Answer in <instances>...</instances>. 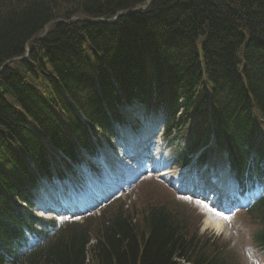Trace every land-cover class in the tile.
<instances>
[{
  "label": "trees",
  "instance_id": "1",
  "mask_svg": "<svg viewBox=\"0 0 264 264\" xmlns=\"http://www.w3.org/2000/svg\"><path fill=\"white\" fill-rule=\"evenodd\" d=\"M131 102L162 111L171 164L210 142L200 164L226 151L236 178L252 179L249 154L264 161V0H0V264H240L153 179L143 201L118 196L81 220L33 214L38 179L110 145ZM246 215L264 252V196Z\"/></svg>",
  "mask_w": 264,
  "mask_h": 264
},
{
  "label": "rangeland",
  "instance_id": "2",
  "mask_svg": "<svg viewBox=\"0 0 264 264\" xmlns=\"http://www.w3.org/2000/svg\"><path fill=\"white\" fill-rule=\"evenodd\" d=\"M83 92V91H82ZM81 92V94H82ZM131 110V109H130ZM134 113V114H133ZM132 113V117H136L135 112ZM255 119L257 120V115L255 114ZM140 121V118H139ZM141 122V121H140ZM150 122V118H146L144 121H142V126L144 125V123H149ZM132 129V128H131ZM152 128L149 126V130H151ZM126 132V133H125ZM130 131L127 129H125V131L123 129H121V134H122V140H118V141H114V150H110L107 147L106 148H102V153L101 155H99L98 158H96V164H98V166L101 167H110V170L112 173L114 174H121L123 172V167L118 166L113 159H111V161H109L108 158H106V155H108L109 157L118 159L119 161L123 162H127V160H125V155L128 153L130 146H136L137 145V140L141 138V134H140V129H137V132L132 131L133 133H129ZM158 143V141H156ZM151 143V142H150ZM161 143V147L159 148L160 153L158 155H156V153L153 151V158H151V162L154 165H158L161 164L164 166H168V163L166 162V152L167 150L165 149L164 146V142H160ZM152 147L154 148L153 150L156 149V144H153ZM165 149V150H164ZM162 157V158H161ZM152 164L148 167L150 168L149 170H152V172H150L149 170L143 174L142 177V182L139 183V185L143 184L144 186L147 187H154L156 189H159L157 184L152 180V176L158 178L159 180H161L162 182H165L168 186L170 185H175L176 181L178 180V174L179 172H175V168H171L170 169V173L168 172L166 175L164 176H157V174L160 173V168H156L154 166H152ZM84 173V171H82ZM174 172V174H172ZM201 171L197 170V175L200 174ZM212 172V171H211ZM85 174V173H84ZM212 174H215L218 178L221 179V181H223L224 177L226 176V170L225 169H220V170H215L214 172H212ZM86 178H92L97 184H103L106 183L108 181V178L105 180V178L97 176L95 174H92V172H88L86 175ZM146 176V177H145ZM73 180V181H72ZM72 180H70L71 182V186L72 188L67 184V181L64 180L63 182H58L60 186H62V191H70L72 190V192H74L75 194H82V193H86L88 194L86 187L87 184L86 182H83L84 179L82 177H77L75 176L74 178H72ZM152 180V181H151ZM200 180V177L198 178V182ZM231 181V178H229V182ZM44 183V181H42ZM42 182L39 183V189L36 191V195L37 193L40 191V188H42L44 186V184H42ZM54 185V183H52ZM138 183L137 184H132L130 187L126 188L125 190L122 191V193H126V195H128V197L126 199H129L131 202L133 201H143V199H145V197H143L142 195H140L141 193V188L139 187ZM211 186V190L210 191H215V189L212 187L213 184H210ZM50 189H47V191ZM70 195V194H69ZM68 195V196H69ZM179 196L182 199H179V207L181 209H183V211H185L186 213H189L190 211L193 212L194 214H198L200 215V220H199V224H196V226L199 227V232L200 233H207L209 235H215L218 238H221L222 241L229 243L228 245V253H234L232 254V258L236 257L238 258V260H240V264H253L250 260V258H247V252L249 251V249H246L245 246V237H246V233L245 232V225H244V217L243 214L241 212H231V214L233 215V221L229 222L227 220V216L226 214H222L220 212L214 211L212 210L210 207L197 203L196 201L193 200V197H191V195H189L188 193H179ZM129 200H127L129 203ZM36 211V210H34ZM227 213V212H226ZM72 217V216H66L63 215V217ZM77 216V215H76ZM58 217V216H57ZM75 216H73L72 218H74ZM207 218H209L212 223L214 221L217 220H221L223 221V226L219 229H216L214 226L212 225H208L206 224V220ZM58 219H62L60 216L58 217ZM61 221V220H60ZM255 264V263H254Z\"/></svg>",
  "mask_w": 264,
  "mask_h": 264
},
{
  "label": "bare ground",
  "instance_id": "3",
  "mask_svg": "<svg viewBox=\"0 0 264 264\" xmlns=\"http://www.w3.org/2000/svg\"><path fill=\"white\" fill-rule=\"evenodd\" d=\"M195 153H197V150L195 151ZM87 154L89 155V153ZM252 155L253 153L249 154V156ZM259 163L260 162H258V164ZM56 192L57 191H53V190L46 191L42 187V189L37 194V203L39 204V209H40L39 211L44 212L47 216L51 214L58 215L60 217H63L64 214H66V216H74L75 213L74 211H78V207H80L77 199H69V197H63L62 195ZM215 197L216 196H214V198ZM81 201H85V200H81ZM93 202L94 201H90V203ZM63 218H65V216ZM206 224L212 225L216 229H219L222 227L223 221L217 220L212 223V221L209 218H207Z\"/></svg>",
  "mask_w": 264,
  "mask_h": 264
},
{
  "label": "water",
  "instance_id": "4",
  "mask_svg": "<svg viewBox=\"0 0 264 264\" xmlns=\"http://www.w3.org/2000/svg\"><path fill=\"white\" fill-rule=\"evenodd\" d=\"M147 4H148V1L146 2V4L144 5V6H142V7H146L147 6ZM137 8V7H136ZM136 8H134L133 10H131L130 12H132V11H134ZM120 14H122V13H118V14H116V16H118V15H120ZM51 23V21L50 22H48L46 25H45V29L49 26V24Z\"/></svg>",
  "mask_w": 264,
  "mask_h": 264
}]
</instances>
